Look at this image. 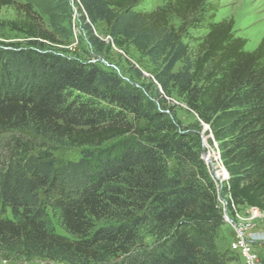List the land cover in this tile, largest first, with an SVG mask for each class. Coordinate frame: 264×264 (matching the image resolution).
Here are the masks:
<instances>
[{"label": "trees", "instance_id": "trees-1", "mask_svg": "<svg viewBox=\"0 0 264 264\" xmlns=\"http://www.w3.org/2000/svg\"><path fill=\"white\" fill-rule=\"evenodd\" d=\"M74 3L96 54L105 44L94 28L104 24L115 47L133 48L151 68L145 76L129 63L125 80L41 50L60 45L63 30L53 22L44 29L30 4L17 6L23 18L7 27L27 41L0 44V134L24 132L80 152L59 161L17 140L0 157V256L61 264L241 260L216 247L219 197L231 214L241 207L264 214V39L246 51L230 19L209 23L190 46L186 32L203 21L206 0H166L151 11L139 10L140 0ZM15 7L0 0V10ZM178 101L193 115L187 125L175 117ZM203 130L227 174L220 192L201 158Z\"/></svg>", "mask_w": 264, "mask_h": 264}, {"label": "rangeland", "instance_id": "rangeland-1", "mask_svg": "<svg viewBox=\"0 0 264 264\" xmlns=\"http://www.w3.org/2000/svg\"><path fill=\"white\" fill-rule=\"evenodd\" d=\"M16 7L3 8L0 10V44L1 45H26L27 39L22 34L10 31L7 24L14 21H20L23 18L21 9L17 6L30 4L32 10L37 14L39 24L46 30L55 29L51 22L63 30V35L58 36L56 40L60 45H49L44 43L41 50L51 51L69 56L80 58L98 63L104 68L114 70L119 76L126 80L125 71L129 69V63L140 69L145 76H148L147 70L151 67L147 61L133 48L119 49L115 47L106 34L104 24H98L94 28V34L104 42V52L96 54L88 45L84 23L81 21V14L75 5V0H13ZM63 2L68 4L69 13L65 15ZM166 0H140L138 9L142 11H151L161 5ZM207 11L203 21L190 27L187 32L185 42L190 46L196 44L195 40L206 33V27L209 23H217L222 20H232L234 22L235 37L246 41L245 50L252 51L258 43L264 39V0H206ZM67 16V17H66ZM66 18V22L64 19ZM178 27L177 22L173 23ZM180 68V64L175 70ZM171 105H178L174 109L176 119L183 125L192 121L193 115L186 112L182 103L171 102ZM202 132L201 138V158L204 161L209 178L215 183L220 192L221 184L225 179L223 167L218 161V155L215 145H210L208 137ZM22 141L33 150L49 149L57 160L66 161L77 159L80 150L73 148H59L42 139L35 138L28 133L8 131L0 134V157L7 155L9 148L15 141ZM175 163L168 164L169 170L175 169ZM219 209L221 210V222L218 228L216 247L224 254L228 247L240 238L245 242L255 243L253 256L258 260V264H264V214L257 211L258 216L253 218L249 208L241 207L234 209L233 213L227 212L222 197H219ZM57 233L63 234L58 228ZM148 246L152 245V239H147ZM235 259L236 255H232ZM0 264H61L51 263L42 260L25 261L17 258H8L0 256ZM230 264H247V261L238 257Z\"/></svg>", "mask_w": 264, "mask_h": 264}, {"label": "built area", "instance_id": "built-area-1", "mask_svg": "<svg viewBox=\"0 0 264 264\" xmlns=\"http://www.w3.org/2000/svg\"><path fill=\"white\" fill-rule=\"evenodd\" d=\"M252 213V217L255 218L258 216L256 209L249 208ZM230 250L236 252L240 257L247 261V264H258V260L256 259L254 254L255 243L244 241L242 238L233 242L231 244Z\"/></svg>", "mask_w": 264, "mask_h": 264}, {"label": "water", "instance_id": "water-1", "mask_svg": "<svg viewBox=\"0 0 264 264\" xmlns=\"http://www.w3.org/2000/svg\"><path fill=\"white\" fill-rule=\"evenodd\" d=\"M223 173H224V177H225V179H227V174H226V172H225L224 169H223Z\"/></svg>", "mask_w": 264, "mask_h": 264}]
</instances>
